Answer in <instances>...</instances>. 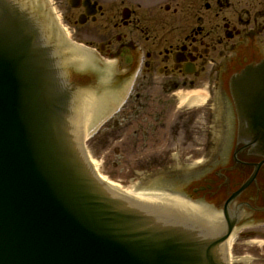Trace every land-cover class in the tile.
<instances>
[{"label":"flooded vegetation","instance_id":"obj_1","mask_svg":"<svg viewBox=\"0 0 264 264\" xmlns=\"http://www.w3.org/2000/svg\"><path fill=\"white\" fill-rule=\"evenodd\" d=\"M40 1L21 7L40 35L67 45L66 34L115 61L108 83L122 89V104L103 125L107 142L133 150L135 165L147 167L140 180L212 214L184 218L198 238L223 248L234 232L231 264H264V147L240 141L246 126L229 88L245 67L264 63V0ZM68 76L72 90H99L91 69ZM179 94L205 98L190 108Z\"/></svg>","mask_w":264,"mask_h":264},{"label":"water","instance_id":"obj_2","mask_svg":"<svg viewBox=\"0 0 264 264\" xmlns=\"http://www.w3.org/2000/svg\"><path fill=\"white\" fill-rule=\"evenodd\" d=\"M27 27L0 0V264H224L217 241H199L172 225L190 229L184 217L211 218L205 208L174 193L132 199L139 209L112 197L119 193L88 157L105 186L97 180L80 143L119 104L122 89L110 86L102 61L94 66L99 90L74 91L65 114L68 100L52 82L53 60ZM60 46L61 66L93 64L85 50ZM229 86L239 124L246 126L238 131L240 141L263 149L264 63L247 66Z\"/></svg>","mask_w":264,"mask_h":264},{"label":"rangeland","instance_id":"obj_3","mask_svg":"<svg viewBox=\"0 0 264 264\" xmlns=\"http://www.w3.org/2000/svg\"><path fill=\"white\" fill-rule=\"evenodd\" d=\"M216 133L212 135L215 136ZM210 134H206V141L209 140ZM109 131L106 127L101 126L97 133L86 141V152L88 156L97 163L99 174L106 176L110 181L120 185L122 188L147 186V182L140 180L136 173L146 170L147 167H138L135 160H132L135 154L131 149H126L120 142L108 143ZM203 140V138H201ZM199 139V141H201ZM125 148V150H124ZM193 151L192 148H175V152L183 155ZM186 152V153H185ZM177 155V154H176ZM243 240L242 238L239 239ZM242 252L241 247L233 246V253Z\"/></svg>","mask_w":264,"mask_h":264},{"label":"bare ground","instance_id":"obj_4","mask_svg":"<svg viewBox=\"0 0 264 264\" xmlns=\"http://www.w3.org/2000/svg\"><path fill=\"white\" fill-rule=\"evenodd\" d=\"M178 100L181 104L183 105H199L202 104L204 101V96H200V95H189V94H179L178 95ZM97 128V127H96ZM94 128L85 138L84 140H86L89 135H91L95 129ZM83 140V141H84ZM90 159V158H89ZM92 165L94 166L98 176L105 182V184L107 186H109L110 188H112L113 190H115L116 192H118L119 194L123 193L125 194V196L134 199V200H145V201H153V200H157V199H162L165 198L173 193L170 192H166L165 190H158L155 187L151 186L150 188H134V187H128V188H122L120 187V185L110 181L106 176H103L101 174L98 173L97 171V163L90 159ZM234 232L230 235V237L228 238V240L225 242V252L227 250L228 254V263L231 264L232 261V257L229 255V247L232 244V240L234 238Z\"/></svg>","mask_w":264,"mask_h":264}]
</instances>
